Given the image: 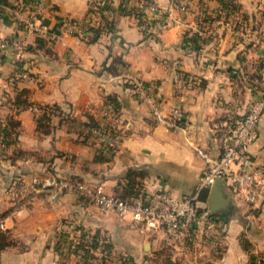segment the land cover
Instances as JSON below:
<instances>
[{
	"label": "crops",
	"instance_id": "obj_1",
	"mask_svg": "<svg viewBox=\"0 0 264 264\" xmlns=\"http://www.w3.org/2000/svg\"><path fill=\"white\" fill-rule=\"evenodd\" d=\"M170 3L0 0V38L16 35L17 13L29 16L34 5L42 8L47 28L46 36L29 39L23 61L28 80L9 84L12 55L0 50V96L7 94L0 108L6 126L0 133V264H250L255 256L264 259V214L227 184L220 187L226 203L213 212L224 240L189 252L161 234H138L127 219L101 212L75 187L102 185L124 199L156 191L197 195L204 170L197 147L216 152L215 125L242 116L264 93V0H187L185 12L169 13ZM90 13L104 28L96 41L79 39L78 28L64 34L65 20L85 29ZM129 77L153 85L148 97L165 113L180 106L184 124L168 130L157 122ZM32 105L41 111L33 112ZM51 106L56 109L39 127L43 108ZM107 118L118 136L114 151L104 138L86 135L90 123L102 126ZM250 153L260 171L264 205V113ZM45 179L66 180L70 187L45 186ZM198 203L209 208L207 201ZM78 227L109 243L85 260L70 253L65 241Z\"/></svg>",
	"mask_w": 264,
	"mask_h": 264
},
{
	"label": "built area",
	"instance_id": "obj_2",
	"mask_svg": "<svg viewBox=\"0 0 264 264\" xmlns=\"http://www.w3.org/2000/svg\"><path fill=\"white\" fill-rule=\"evenodd\" d=\"M167 10L169 13L172 10L185 12L187 0H171ZM218 13L223 17L226 14L224 10ZM88 19L89 25L84 27L85 29H79L77 22L65 20L64 34H72L78 28L76 35L84 40L89 29L97 25L95 13H90ZM17 20L19 32L10 38H0V50L9 49L12 55L13 70L8 77L10 85L30 78V72L23 63L29 39L47 35L40 5H34L29 16L17 13ZM128 79L132 81L136 92L145 94L157 122L168 130L184 124L185 114L180 106H175L165 113L159 104L148 97V91L153 85L146 86L140 80L131 77ZM177 90L179 95H182L184 85L179 86ZM6 102L7 94L1 95L0 108ZM30 109L35 113L41 111V107L36 105H32ZM263 113L264 93L250 103L242 116H228L215 125L218 141L216 152H208L197 147V153L204 164L198 189L210 187L216 179H221L223 184H227L233 193L252 209L257 210L258 214H264V205L259 199L260 171L251 156L250 146L257 140L258 124ZM105 122L106 124L102 126L89 127L86 132L95 139L104 138L107 147L114 151L118 136L115 134L111 120L108 121L107 118ZM3 126L4 122L0 118V133ZM44 185L54 186L57 189L70 187V183L66 180L56 182L53 179H45ZM75 187L89 197L101 212H114L119 217L127 219L142 236L161 234L168 243L181 252H189L191 248L197 246L199 248L203 243L219 245L224 240L219 217L208 207L200 206L196 194L176 197L170 192L156 191L134 199H124L107 193L102 185L92 186L81 182ZM65 242L66 250L81 258L87 251L93 253L103 244L93 233L82 227L73 229ZM93 242H98L96 249L90 247ZM253 263L262 264L261 257L255 256Z\"/></svg>",
	"mask_w": 264,
	"mask_h": 264
},
{
	"label": "water",
	"instance_id": "obj_3",
	"mask_svg": "<svg viewBox=\"0 0 264 264\" xmlns=\"http://www.w3.org/2000/svg\"><path fill=\"white\" fill-rule=\"evenodd\" d=\"M222 183L223 180L216 179L212 186L202 187L197 191V199L200 201H207L209 210L212 213L223 208L226 203V198L220 189Z\"/></svg>",
	"mask_w": 264,
	"mask_h": 264
},
{
	"label": "trees",
	"instance_id": "obj_4",
	"mask_svg": "<svg viewBox=\"0 0 264 264\" xmlns=\"http://www.w3.org/2000/svg\"><path fill=\"white\" fill-rule=\"evenodd\" d=\"M141 19H142V18H141ZM141 21L144 23L146 20L143 18ZM109 22H111V21H109ZM106 23H108V21H107ZM106 25L111 27V23H108V24H106ZM103 30H104V28H101V27H100V28L97 27V26L91 27V28L89 29V31H88V35H87V37L85 38V39H86L85 41H86L87 43H92V42L96 41V40L98 39V37L100 36V34L103 32ZM195 46L198 48L197 45H195ZM55 109H56V108L53 107V106L48 107V108H45V107L43 108V111H42V113L40 114V117L38 118V126H39V127H41L42 125H44V124H42V119H43V118H46V117H49V116L54 112ZM91 126H96V125H95L94 123H90L87 127H91ZM5 128H6V126L1 127V131H4ZM86 135L89 137V134L86 133ZM82 195H84V194L82 193ZM84 196H85V195H84ZM97 245H98V242H93V243L90 245V247H91L92 249H96ZM107 247H108V246L106 245V248H107ZM91 254H92V253H89V252L87 251V253H86L85 257H84V260H85L86 258H88ZM261 261H262V264H264V259L261 258ZM250 264H254V263H253V259L250 261Z\"/></svg>",
	"mask_w": 264,
	"mask_h": 264
},
{
	"label": "rangeland",
	"instance_id": "obj_5",
	"mask_svg": "<svg viewBox=\"0 0 264 264\" xmlns=\"http://www.w3.org/2000/svg\"><path fill=\"white\" fill-rule=\"evenodd\" d=\"M97 238H98V240H100L102 243H109V240H107V237L106 238H104V237H102V236H100V235H97L96 233H93ZM165 241V240H164ZM164 241H161L162 243H164Z\"/></svg>",
	"mask_w": 264,
	"mask_h": 264
}]
</instances>
